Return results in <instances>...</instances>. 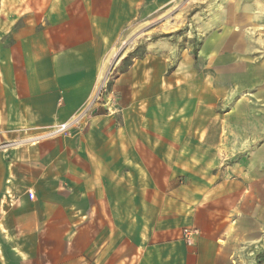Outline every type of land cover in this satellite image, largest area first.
<instances>
[{"label": "crops", "instance_id": "crops-1", "mask_svg": "<svg viewBox=\"0 0 264 264\" xmlns=\"http://www.w3.org/2000/svg\"><path fill=\"white\" fill-rule=\"evenodd\" d=\"M173 1L51 0L43 23L16 32L0 24V144L9 143L0 146V264H254L264 257V183L257 194L238 180L216 181L214 156L236 153L227 146L231 135L217 147L196 115L182 122L197 123V131L180 140L151 131L142 148L134 129L137 109L157 108L169 75L181 76L183 108L194 100L200 113L201 82L238 66L231 25L199 46L200 67L175 48L181 62L167 74L173 55L156 47L116 78V114L95 102L84 131L67 139L47 131L79 120L92 103L123 29ZM235 6L224 9L229 23L238 18ZM183 227L196 230L193 243L182 238Z\"/></svg>", "mask_w": 264, "mask_h": 264}, {"label": "rangeland", "instance_id": "rangeland-1", "mask_svg": "<svg viewBox=\"0 0 264 264\" xmlns=\"http://www.w3.org/2000/svg\"><path fill=\"white\" fill-rule=\"evenodd\" d=\"M51 0H41V8L38 7L39 0H0V24L8 23L10 30L16 32L21 25L29 22L36 26L37 22L43 23L46 4ZM28 4L25 6V3ZM264 0H174L168 5L159 6L158 9L148 14L139 16L128 27L121 32V38L117 44L110 49L109 68L106 69L104 79L98 82V89L92 99V103L84 111L79 120L72 122L68 128L51 135L64 139L70 138L73 129L79 132L87 128L89 117L94 114L92 106L99 102L98 110L110 115L117 113V98L111 90L116 83V78L127 70L134 61L144 59L147 52L163 48L169 58L167 74L174 72L177 64L181 62L180 53H172L173 49H186L190 54V64L193 68L200 67L206 57L199 56V46L211 33L223 32L228 26H232L238 35L237 68H222L217 75L215 83L212 78L206 81V101L201 111L195 110L192 105L196 101H190L187 110L183 108L182 80L179 75H169L166 83L170 87L165 89L158 87L157 108H139L136 112L134 125L137 134H142L141 147L147 146L146 135L153 131L159 136L165 137L174 134L179 137L183 131H197V123H183V118L196 115L203 119L202 128L205 129L210 138H215L212 144L225 148L224 140L219 141L225 135H231V140L226 141L232 147L234 155L219 154L214 156L218 180L229 178L238 180L240 187L247 188L250 192H262L264 183ZM229 4L236 5L238 18L231 19L224 10ZM247 9L246 17L241 16V8ZM24 9V10H23ZM24 11V12H23ZM214 33V34H215ZM3 30L0 28V35ZM11 36V32L8 33ZM168 41L169 44H165ZM172 53V54H170ZM227 53L228 52H222ZM233 63V60H231ZM158 70L162 67L158 64ZM236 71V73H234ZM231 72V73H230ZM216 78V77H215ZM192 81V79H191ZM197 84V81H192ZM212 86H211V85ZM211 88L214 89L213 98ZM191 97L196 96L197 91L190 89ZM197 97V96H196ZM195 106V105H194ZM150 109L153 110L150 111ZM156 111V112H155ZM83 112V111H82ZM81 113L76 115L79 116ZM65 124V123H62ZM60 124L48 129H57ZM128 131V129H127ZM224 139V138H223ZM176 139L174 142H178ZM32 142V141H30ZM158 144L165 141L159 139ZM9 143H1L6 146ZM209 158V157H205ZM225 166H231L228 173L222 171ZM86 178V174L83 176ZM183 175L179 174L178 182H182ZM181 229V236L182 231ZM193 229V228H191ZM195 230V229H194ZM183 238V237H182ZM185 241V240H184ZM186 242V241H185ZM187 243V242H186ZM188 244V243H187ZM254 264H264L262 253L256 256Z\"/></svg>", "mask_w": 264, "mask_h": 264}, {"label": "built area", "instance_id": "built-area-1", "mask_svg": "<svg viewBox=\"0 0 264 264\" xmlns=\"http://www.w3.org/2000/svg\"><path fill=\"white\" fill-rule=\"evenodd\" d=\"M68 128V126H64V124H60V126L57 128V132L64 131ZM31 196V194H30ZM196 233V230L191 229V228H184L182 231V237L183 239L188 243L191 244L193 243V237Z\"/></svg>", "mask_w": 264, "mask_h": 264}, {"label": "bare ground", "instance_id": "bare-ground-1", "mask_svg": "<svg viewBox=\"0 0 264 264\" xmlns=\"http://www.w3.org/2000/svg\"><path fill=\"white\" fill-rule=\"evenodd\" d=\"M86 110V109H85ZM84 110V111H85ZM84 111L83 112H81V114L79 115V116H77V119H79V118H81L82 116H83V114H84ZM76 120V119H75ZM64 126H68L67 124H64Z\"/></svg>", "mask_w": 264, "mask_h": 264}]
</instances>
